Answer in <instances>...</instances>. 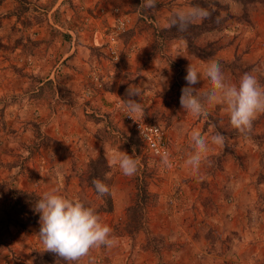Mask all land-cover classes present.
I'll list each match as a JSON object with an SVG mask.
<instances>
[{
  "label": "rangeland",
  "instance_id": "obj_1",
  "mask_svg": "<svg viewBox=\"0 0 264 264\" xmlns=\"http://www.w3.org/2000/svg\"><path fill=\"white\" fill-rule=\"evenodd\" d=\"M247 1L212 0L222 30L198 42H218L215 60L233 83L264 67V4ZM191 2L157 0L147 9L139 7L141 0H0V264H47L35 254L45 251L37 226L23 230L7 220L15 191L28 181L26 191L40 197L53 189L69 198L81 193L98 207L102 199L79 177L102 151L113 169L114 209L99 215L118 242L93 249L94 264H264V115L245 139L231 128L221 104L207 108V119L182 109L188 65L202 74L193 86L202 94L210 87L203 77L210 60L194 56L183 40L165 41L161 31L175 8ZM121 16L131 23L117 33L114 23ZM95 28L102 44L92 47ZM77 56L86 68L69 63ZM131 85L143 87L134 99L144 108L143 119L165 130L178 166L162 165L143 144L140 153L125 144L120 99L128 98ZM193 132L209 140L198 174L184 163ZM216 132L227 137L223 148L210 143ZM71 148L77 154L66 170L57 151ZM116 150L139 158L134 176L111 164ZM142 187L151 195L144 229L131 235L127 210Z\"/></svg>",
  "mask_w": 264,
  "mask_h": 264
},
{
  "label": "clouds",
  "instance_id": "obj_2",
  "mask_svg": "<svg viewBox=\"0 0 264 264\" xmlns=\"http://www.w3.org/2000/svg\"><path fill=\"white\" fill-rule=\"evenodd\" d=\"M157 0H141L139 7L154 9ZM210 11L199 5L175 8L168 19V26L185 32L199 21L210 18ZM186 86L182 87L179 103L182 109L196 118H208L207 108L217 104L223 106L231 128L235 129L245 139L250 138L254 121L264 115V83L260 76L264 75V67L257 66L251 71L243 73L236 83L229 82L225 73L216 60L206 64L203 77L210 87L201 94V89L193 87L202 79V74L191 63L186 69ZM161 85L167 84V77L159 74ZM143 87L131 85L126 90L127 99H120L128 117H144V108L134 97L142 95ZM148 133L159 136V127L147 128ZM142 134V133H141ZM145 138H149L145 135ZM227 137L216 132L210 137L212 145L223 148ZM155 147V145H153ZM192 151L184 161L193 174H198L201 166L207 161L209 140L199 132L191 135ZM160 163L168 168L173 167L167 150L159 153ZM139 158H134L126 152L116 150L111 164L118 165L123 175L134 176L140 166ZM92 184L98 196L110 194V188L100 179H93ZM34 211L39 214L40 229L38 236L45 251L56 254L60 259L79 264L88 258V264H94L91 257L93 249L105 247L111 249L116 246L118 238L113 235L110 226L102 223L97 211L87 206L79 198H69L59 194L55 189L46 191L35 202Z\"/></svg>",
  "mask_w": 264,
  "mask_h": 264
},
{
  "label": "trees",
  "instance_id": "obj_3",
  "mask_svg": "<svg viewBox=\"0 0 264 264\" xmlns=\"http://www.w3.org/2000/svg\"><path fill=\"white\" fill-rule=\"evenodd\" d=\"M239 1L241 0H238V2ZM244 1L248 2L247 0ZM258 2L264 4V0H250L251 5ZM191 5H199L207 8L211 13L210 18L203 20L201 23L192 24L185 32H179L174 27H168L161 31L162 39L165 41L183 40L194 56L207 60H215L217 53L221 49L216 47L218 42H207L205 46L199 45L198 42L203 35L220 32L222 30L223 21L220 15V8L216 3L212 2V0H192ZM123 138L129 150H134L136 153H140L143 141L137 131L133 129L130 133L124 134ZM143 170H147L145 163L143 165ZM79 178L82 184L86 183L87 187L91 189L97 197L102 199L103 203L94 208L93 204L88 202L83 194L80 193L79 199L87 206L93 207L98 214L100 212H112L114 209V202L111 191L109 195L100 197L97 195L92 184L93 179H100L108 185L109 188L113 185V169L108 161L106 153L102 151L98 157L91 159L87 172ZM14 197L15 200L7 211L8 222L23 230L29 228L31 225L37 226V232L39 233V214L34 211V205L40 196L33 192L16 190ZM150 197L151 195L147 191V188L142 187L138 193L136 202L128 208L127 215L129 221L127 226L129 234L132 235L144 229V210ZM162 248L163 247L161 246L155 247L154 250L156 249V251L159 252ZM35 254H38V258L44 259L47 264H70V262L60 259L56 254L51 252L39 251Z\"/></svg>",
  "mask_w": 264,
  "mask_h": 264
},
{
  "label": "built area",
  "instance_id": "obj_4",
  "mask_svg": "<svg viewBox=\"0 0 264 264\" xmlns=\"http://www.w3.org/2000/svg\"><path fill=\"white\" fill-rule=\"evenodd\" d=\"M131 23L130 18L126 16H121L115 19L114 23V32H123L126 30L128 25ZM113 53H116L115 50H113ZM124 112V121L132 127L139 136L141 137V140L143 141V145L145 148V151L149 153L152 157H154L157 160H161V157L159 155L160 152H163L164 150H167L170 154V159L173 164V166H178V158L175 157L171 151V148L167 142L166 139V132L161 127V125L150 122L146 119H143L141 117H134L133 119L128 117V113L123 109ZM149 127H159L160 128V134L159 136H156L154 134L148 133L147 128ZM142 133V134H141ZM145 135H147L149 138H145ZM155 145V147H153Z\"/></svg>",
  "mask_w": 264,
  "mask_h": 264
},
{
  "label": "crops",
  "instance_id": "obj_5",
  "mask_svg": "<svg viewBox=\"0 0 264 264\" xmlns=\"http://www.w3.org/2000/svg\"><path fill=\"white\" fill-rule=\"evenodd\" d=\"M96 30L95 31H93V33H95L96 32V34H95V39H93L92 38V41L90 40L89 41V44L87 43V45H89V46H100V44H102V43H98L99 41H97V38H98V33L99 32H101L100 31V28H98V31H97V28H95ZM101 39L104 41H102L103 42V44L105 43V42H108V39H106V38H103V37H101ZM84 43V42H83ZM99 44V45H98ZM87 45L86 46H84L83 47V50H86V47H87ZM82 48V47H81ZM71 51H73V50H71ZM72 52H69V54H71ZM81 54H82V52H81ZM80 56H77L76 58H72L71 59V61H69V63L71 64V65H74L75 67H77L79 70L80 69H84V68H86V66H88V65H86L87 64V62L85 63L84 62V60L83 59H81V57L79 58ZM79 58V59H78ZM48 78H50V79H52V77L51 76H49ZM180 111H182V110H179V112ZM122 125L125 127L124 128V131H125V133H128V132H130L131 131V126H129L124 120H122ZM180 125L182 126V122H180ZM56 127H57V125H56ZM64 141H67V142H70L69 140H65L64 139ZM167 142H168V144H170L169 143V141H168V139H167ZM172 143V142H171ZM82 146V145H81ZM170 146V145H169ZM72 150H74L73 148H71V149H69L68 151L67 150H59V151H57V153H58V155H59V158L61 159V160H63V166L66 168V170H70V168H71V163H72V159L73 158H76V154L72 151ZM70 155H69V154ZM228 161L230 162V159H228ZM68 162H71L70 163V165L68 166L67 165V163ZM65 168L63 169V170H65ZM13 172H15V171H13ZM6 185H8V187H10L9 186V184H6ZM24 187V188H23ZM13 190V189H12ZM16 190V189H15ZM18 190H23V191H26V190H31V184L28 182V181H26V182H24V186H22V187H19V189ZM10 191H11V189H10Z\"/></svg>",
  "mask_w": 264,
  "mask_h": 264
}]
</instances>
